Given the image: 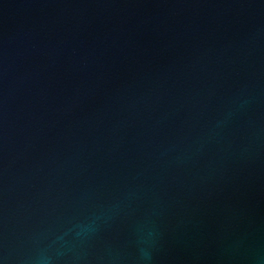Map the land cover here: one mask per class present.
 <instances>
[{
	"label": "water",
	"instance_id": "95a60500",
	"mask_svg": "<svg viewBox=\"0 0 264 264\" xmlns=\"http://www.w3.org/2000/svg\"><path fill=\"white\" fill-rule=\"evenodd\" d=\"M0 264H264V0H0Z\"/></svg>",
	"mask_w": 264,
	"mask_h": 264
}]
</instances>
